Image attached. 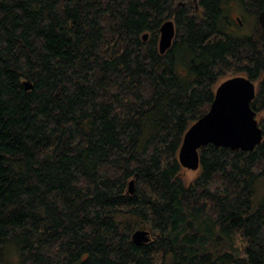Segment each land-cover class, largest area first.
I'll return each mask as SVG.
<instances>
[{"label":"trees","instance_id":"1","mask_svg":"<svg viewBox=\"0 0 264 264\" xmlns=\"http://www.w3.org/2000/svg\"><path fill=\"white\" fill-rule=\"evenodd\" d=\"M262 8L0 0V264H264ZM239 73L263 138L201 146L186 181L183 135ZM141 226L151 240L136 244Z\"/></svg>","mask_w":264,"mask_h":264},{"label":"water","instance_id":"2","mask_svg":"<svg viewBox=\"0 0 264 264\" xmlns=\"http://www.w3.org/2000/svg\"><path fill=\"white\" fill-rule=\"evenodd\" d=\"M179 4L183 1H179ZM239 20V16H237ZM258 21L264 28V8L258 13ZM175 34V22L164 19L159 27L158 47L164 52ZM142 37L146 39L147 32ZM30 88V80L24 81ZM256 92L255 82L247 75L234 74L222 79L216 86L214 96L207 110L186 129L178 150L180 165L188 170L199 168V148L207 143L231 149L252 150L263 138L262 127L251 106ZM2 153L0 152V159ZM134 179L128 183V193L135 191ZM131 239L136 244L151 240V232L145 226L135 229Z\"/></svg>","mask_w":264,"mask_h":264},{"label":"rangeland","instance_id":"3","mask_svg":"<svg viewBox=\"0 0 264 264\" xmlns=\"http://www.w3.org/2000/svg\"><path fill=\"white\" fill-rule=\"evenodd\" d=\"M234 4H235V9H236V11H238L239 8H237V7H239V6H238L239 3L234 2ZM182 175H183L184 179H185L186 181H188V180H191V179L196 175V171H192V170L184 169Z\"/></svg>","mask_w":264,"mask_h":264},{"label":"flooded vegetation","instance_id":"4","mask_svg":"<svg viewBox=\"0 0 264 264\" xmlns=\"http://www.w3.org/2000/svg\"><path fill=\"white\" fill-rule=\"evenodd\" d=\"M177 4H179V3H177ZM181 4H183V3H181ZM238 16V15H237Z\"/></svg>","mask_w":264,"mask_h":264}]
</instances>
